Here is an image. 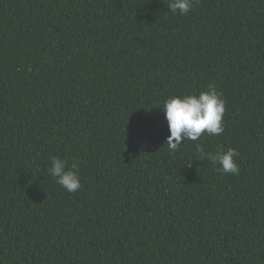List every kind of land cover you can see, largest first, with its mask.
<instances>
[{
  "label": "trees",
  "instance_id": "obj_1",
  "mask_svg": "<svg viewBox=\"0 0 264 264\" xmlns=\"http://www.w3.org/2000/svg\"><path fill=\"white\" fill-rule=\"evenodd\" d=\"M168 4L0 0V264H264V0ZM209 84L224 132L170 152L163 102Z\"/></svg>",
  "mask_w": 264,
  "mask_h": 264
},
{
  "label": "clouds",
  "instance_id": "obj_2",
  "mask_svg": "<svg viewBox=\"0 0 264 264\" xmlns=\"http://www.w3.org/2000/svg\"><path fill=\"white\" fill-rule=\"evenodd\" d=\"M168 7L172 12L186 15L193 7V0H169ZM225 105L222 93L212 84L198 94L169 96L162 106L170 133L166 139L169 151L179 150L182 141H197L205 132L210 136L222 134ZM199 151L201 159L206 158L213 166L219 165L217 171L223 174H239L240 168L235 159L239 153L235 148L225 150L221 146L215 152H204L203 149ZM48 172L68 193H75L81 188L76 163L69 166L66 159L53 156Z\"/></svg>",
  "mask_w": 264,
  "mask_h": 264
}]
</instances>
